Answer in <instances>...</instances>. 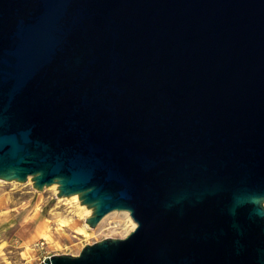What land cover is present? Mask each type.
I'll return each mask as SVG.
<instances>
[{
  "label": "water",
  "instance_id": "95a60500",
  "mask_svg": "<svg viewBox=\"0 0 264 264\" xmlns=\"http://www.w3.org/2000/svg\"><path fill=\"white\" fill-rule=\"evenodd\" d=\"M126 237L37 264H264V0H0V179Z\"/></svg>",
  "mask_w": 264,
  "mask_h": 264
},
{
  "label": "rangeland",
  "instance_id": "374dc122",
  "mask_svg": "<svg viewBox=\"0 0 264 264\" xmlns=\"http://www.w3.org/2000/svg\"><path fill=\"white\" fill-rule=\"evenodd\" d=\"M58 185L0 179V264H37L53 254L77 255L86 244L126 237L137 224L128 211L107 213L95 227L79 197H59Z\"/></svg>",
  "mask_w": 264,
  "mask_h": 264
},
{
  "label": "bare ground",
  "instance_id": "6f19581e",
  "mask_svg": "<svg viewBox=\"0 0 264 264\" xmlns=\"http://www.w3.org/2000/svg\"><path fill=\"white\" fill-rule=\"evenodd\" d=\"M73 198H77V195H74V197Z\"/></svg>",
  "mask_w": 264,
  "mask_h": 264
}]
</instances>
